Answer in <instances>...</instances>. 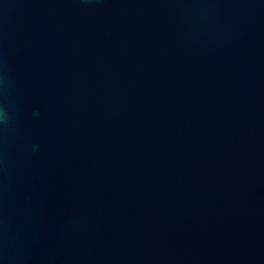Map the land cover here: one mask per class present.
Returning <instances> with one entry per match:
<instances>
[{"label":"water","instance_id":"obj_1","mask_svg":"<svg viewBox=\"0 0 264 264\" xmlns=\"http://www.w3.org/2000/svg\"><path fill=\"white\" fill-rule=\"evenodd\" d=\"M0 264H264V0H0Z\"/></svg>","mask_w":264,"mask_h":264}]
</instances>
